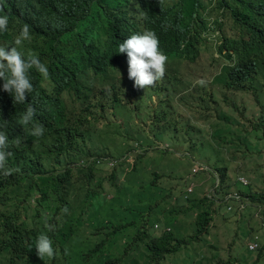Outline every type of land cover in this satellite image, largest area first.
I'll use <instances>...</instances> for the list:
<instances>
[{
  "label": "trees",
  "instance_id": "obj_1",
  "mask_svg": "<svg viewBox=\"0 0 264 264\" xmlns=\"http://www.w3.org/2000/svg\"><path fill=\"white\" fill-rule=\"evenodd\" d=\"M204 4L203 0L7 2V9L18 12L30 26L32 38L19 50L38 55L48 68L49 79L44 80L35 68L30 70L33 91L16 108L31 106L37 122L18 124L7 133V150L13 156L0 172V264H162L200 242L213 220L212 208L234 191L241 204L258 209L259 225L264 229V0H216L222 21L214 24L223 34L218 52L233 66L223 68L225 72L214 80L222 92L215 90L197 103L198 122L209 126L206 140L196 146L191 137L187 139L189 149L195 146L194 152L209 143L219 154L199 159L209 168L206 172L219 180L216 187L212 184L211 198L203 193L184 199L189 177L178 189L170 187L163 182L166 172L160 174L143 162L145 153L138 154L126 172L117 174L113 169L100 180L95 166L69 167L78 157L92 153L79 149V135L69 129L61 95L80 91L89 70L101 72L108 60L115 59L116 47L123 42L119 33L134 35L144 25H155L164 30L175 49L187 39V47L191 46L200 31L207 29ZM141 11L146 16L138 17ZM65 21L68 38L62 32ZM225 27L231 30V37H226ZM220 122L222 127L217 128ZM39 125L44 134L33 137L31 131ZM252 134L258 135L255 146L249 142ZM228 135L231 138L225 141ZM217 142L233 146V156L243 151L240 146L253 150L262 161L263 174L257 171L259 176L241 185L238 175H230V161H225L223 147ZM103 181L112 184L111 190L102 186ZM175 201L179 208L171 206ZM65 207L68 214L61 211ZM179 214L192 219L190 237L182 234ZM45 223L54 225V230L48 231ZM155 224L162 225L163 231L157 233ZM42 232L53 241L54 259L43 261L36 254V238ZM252 236L254 233L250 235L254 239ZM259 249L264 252V243Z\"/></svg>",
  "mask_w": 264,
  "mask_h": 264
},
{
  "label": "clouds",
  "instance_id": "obj_2",
  "mask_svg": "<svg viewBox=\"0 0 264 264\" xmlns=\"http://www.w3.org/2000/svg\"><path fill=\"white\" fill-rule=\"evenodd\" d=\"M8 1L0 0V172L4 171L7 159L13 156V153L7 150L9 146L7 133L12 132L18 124L27 125L31 120L37 122L34 117V108L31 106H26L21 110L16 108L17 103H24L27 100L28 93L33 91V84L29 76L30 70L35 68L44 80L47 81L49 79L48 68L40 61L38 55L30 50L25 55L24 52L19 50L23 47L25 41H30L32 38L30 26L23 23L22 19L17 15L18 12H11L7 9L6 4ZM203 1L206 9L202 10V15L207 22V29L200 31L199 37L197 36L196 41L191 46L187 47L189 42L187 39L178 49H175L165 36L164 30L155 25H144V28L135 32L134 35L131 32L126 34L119 33L123 42L116 47L115 59L108 60L101 72L89 70L80 84V91L73 89L65 91L61 95L69 121V129L71 132H78V142L80 141L81 144L85 142L86 134L89 133L90 120L103 118L108 112H111V117L122 122L127 121L128 118L131 119L132 112L127 108L121 111L122 115H116L114 112L116 106L127 102H135L137 94L139 92L145 93L149 87H152L157 92H152L150 96L154 97L156 103H166L171 119H174L178 125L188 122V118L185 117L187 111L194 114L197 113L198 104L187 107L186 111L182 109L181 104L185 105L187 102L198 103L200 97L212 95L215 90L212 89L209 93L207 89L210 86H216L214 85V80L225 72L222 71L223 68L226 69L228 66V69H230L233 66V63L222 58L218 52V48L223 43V34L218 30L214 22L215 20L219 23L222 21L220 17L222 10L216 5V0ZM137 8L139 10V6ZM214 8L215 10L210 13L209 10ZM144 16H146V13L141 11L138 17ZM66 27L67 23L65 21L62 26V32L65 37H67ZM210 41L213 42V48L215 49L216 57L214 58L221 59L223 63L217 74L211 77L209 86L206 85L205 80H200L201 74H198L193 81V75L190 72L182 74L174 68V64L180 62H185L189 65L196 64L199 60L201 47L205 42L210 44ZM167 88H173L172 96L176 99L168 102L171 106L164 100ZM216 90L219 93L222 92L219 87ZM162 93L163 98H161ZM175 105H177L176 109L174 108ZM162 111L164 112L163 107ZM134 121L138 124L136 118ZM150 123L152 124L151 121ZM43 134L44 128L42 125L34 127L31 131L33 137H42ZM195 142L197 146L200 145V141L195 140ZM156 149L169 151L167 145H163V147L156 146ZM145 152L146 150L141 148V142L136 141L132 147L118 158H113L108 153L98 156L90 152L92 156H80L72 164H69V167H87L91 165L101 168L104 166L111 171L115 169L117 174H119L118 167L120 165L123 166L126 162H130L124 169H121V171L126 172L133 159L138 154ZM185 155L194 159V156H190L187 150ZM111 163L112 165H110ZM192 163L187 177L192 178L200 172L209 174L206 172L209 168L201 163L200 160H195ZM194 170L195 172H193ZM210 175H212L214 179L213 185L216 187L219 182L218 177L214 173ZM239 178L244 181V177L238 176L237 180ZM239 183L243 185L241 182ZM188 185L186 192L182 196L184 199L193 192V184L189 181ZM212 193L213 189L211 188L206 192L207 197L211 198ZM234 194L238 195L239 198H229L230 195ZM241 203L240 195L234 191L226 195L222 202L218 201L217 204L220 205L216 206H223L227 212H232L233 208L231 205L243 206L244 204ZM61 211L63 214H68L67 207ZM54 227V225L45 223V228L48 231H53ZM154 229L157 233L163 231L162 225L158 224L154 225ZM169 230L168 228L166 229V231ZM255 237H257L256 242L258 244L255 250L259 249L258 235L254 236L253 240H249L247 248L249 243L255 241ZM35 249L38 258L43 261L45 258L51 260L56 256L53 241L46 233L42 232L38 235Z\"/></svg>",
  "mask_w": 264,
  "mask_h": 264
},
{
  "label": "rangeland",
  "instance_id": "obj_3",
  "mask_svg": "<svg viewBox=\"0 0 264 264\" xmlns=\"http://www.w3.org/2000/svg\"><path fill=\"white\" fill-rule=\"evenodd\" d=\"M224 33L226 37L232 36L231 30L227 27H225ZM209 43L211 45L205 42L201 47L199 60L196 64L189 65L185 62H180L174 64V68L182 74L190 72L193 75V81L198 74H201L200 80H205L206 85H209L211 77L217 74L223 63L221 59L214 58L216 54L213 42L210 41ZM217 88V86H210L207 91L210 93L212 89L216 90ZM172 91L173 88H167L166 98L164 99L167 103L171 102L172 99L176 100L172 96ZM152 92L157 93L155 89L149 87L145 93L139 92L137 94L135 102H127L126 104L116 106L114 110L116 115H122L121 111L126 108L132 112V118H128L127 121L122 122L114 119L110 115L111 112H108L103 118L90 120L88 126L89 133L86 134L85 142L81 144L79 141L78 146L79 149L85 152H92L94 154L108 153L113 158H118L132 147L136 141L141 142V148H144L146 150L145 153H147L143 160L146 166L160 174L166 172L165 177L167 179H164L163 182L167 183L170 187H181L183 184L188 183L189 179L187 176L190 173L193 161L205 158L206 156L215 157L219 154H216V150L209 146V143H205L201 147V150L196 148V152L193 151L195 148L193 144L191 145L192 148L189 149L190 146L188 144H191V142L187 141V138L191 137L194 141H202V139L205 141L209 126H202L198 122L199 120H197L198 114L189 111L185 113L188 122L178 125L174 119H171L166 103H156L154 97L150 96ZM161 98H163V93L161 94ZM193 104L196 105L197 102H187L185 105L181 104V107L185 110ZM168 105L171 106L170 103ZM162 107L164 108V112L162 111ZM176 107L177 105L174 106L175 109ZM135 118L138 124L135 123ZM201 122L205 124V122ZM220 127H222L221 122L217 128ZM232 129L234 130L235 127H232ZM211 130L215 131V126H212ZM230 138L231 135H228L225 141L230 140ZM257 138L258 135H251L249 140L251 145L255 146L257 144L254 140ZM217 143L223 147L225 161H230L228 170H230L232 178L240 175V177H244L246 182H249L250 179L252 181L256 176H259L257 171L260 175L263 174L261 168L262 161L253 150L248 151L244 146H240L243 151L236 152L233 156V146L224 142ZM163 145H167L169 151L156 149V146L163 147ZM258 145L263 146L262 142H259ZM186 150L188 153L194 154V159L185 155ZM148 154L149 156H147ZM232 156L234 157L233 160L231 159ZM128 163L130 162H126L123 166L120 165L118 172L124 169ZM97 169L99 171L97 173L100 176L97 178L98 180L108 177L111 172V170L106 169L104 166ZM110 185L112 184L108 181L102 182V186L108 190H111ZM236 187L242 189L240 184H237ZM92 189L97 190L96 187H92ZM260 189L263 188L260 187ZM176 201L172 202L171 206L179 208L180 206L176 205ZM179 205H182L181 202H179ZM32 207H34V204ZM231 207L233 208L232 212H227L223 206L213 207V220L209 225L207 233L201 237L200 242L192 243L180 253L169 256L162 264H217L226 260H232L234 264H254L256 262V264H264L263 251H260V249L250 251L247 248L249 240H253L250 238V235L253 233L254 236H259V247L264 243V229L259 225L258 209L249 205L232 204ZM179 215L181 216V223L183 225L182 234L190 237L193 230L190 225L192 219L185 217L183 214ZM258 254L260 255L259 260H257Z\"/></svg>",
  "mask_w": 264,
  "mask_h": 264
},
{
  "label": "crops",
  "instance_id": "obj_4",
  "mask_svg": "<svg viewBox=\"0 0 264 264\" xmlns=\"http://www.w3.org/2000/svg\"><path fill=\"white\" fill-rule=\"evenodd\" d=\"M189 179L190 182L193 184V192L191 194L194 198L201 197L203 193H206L212 188V184L214 183L212 175L205 173H199L192 178L190 177ZM181 228L182 227L179 226L180 230Z\"/></svg>",
  "mask_w": 264,
  "mask_h": 264
},
{
  "label": "built area",
  "instance_id": "obj_5",
  "mask_svg": "<svg viewBox=\"0 0 264 264\" xmlns=\"http://www.w3.org/2000/svg\"><path fill=\"white\" fill-rule=\"evenodd\" d=\"M110 165H112V163H111ZM193 172H195V170H194ZM238 180H239V182H241L243 185H246V184H247V182H246L245 179H244V181H242L241 178H239ZM229 198L238 199L239 197H238V195L234 194V195H232V196L230 195ZM256 240H257V237H255V241H253V242H251V243L248 244V249H249V250L253 251V250H255V249L258 247V244H257Z\"/></svg>",
  "mask_w": 264,
  "mask_h": 264
}]
</instances>
